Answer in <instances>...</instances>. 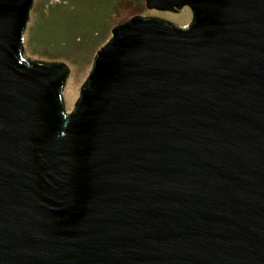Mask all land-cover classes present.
Returning a JSON list of instances; mask_svg holds the SVG:
<instances>
[{
    "label": "water",
    "instance_id": "water-1",
    "mask_svg": "<svg viewBox=\"0 0 264 264\" xmlns=\"http://www.w3.org/2000/svg\"><path fill=\"white\" fill-rule=\"evenodd\" d=\"M0 0V264H264V0H145L70 112Z\"/></svg>",
    "mask_w": 264,
    "mask_h": 264
},
{
    "label": "rangeland",
    "instance_id": "rangeland-1",
    "mask_svg": "<svg viewBox=\"0 0 264 264\" xmlns=\"http://www.w3.org/2000/svg\"><path fill=\"white\" fill-rule=\"evenodd\" d=\"M135 15L159 17L179 27L187 26L192 18L188 6L176 12L161 11L148 9L145 0H34L23 35V55L68 66L63 99L70 112L97 51L117 24Z\"/></svg>",
    "mask_w": 264,
    "mask_h": 264
}]
</instances>
